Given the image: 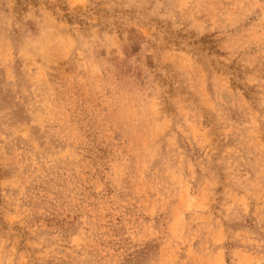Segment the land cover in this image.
<instances>
[{
	"label": "rangeland",
	"instance_id": "obj_1",
	"mask_svg": "<svg viewBox=\"0 0 264 264\" xmlns=\"http://www.w3.org/2000/svg\"><path fill=\"white\" fill-rule=\"evenodd\" d=\"M0 264H264V0H0Z\"/></svg>",
	"mask_w": 264,
	"mask_h": 264
}]
</instances>
